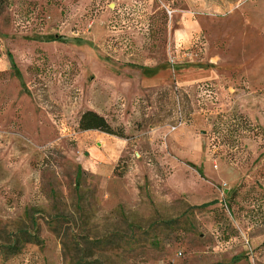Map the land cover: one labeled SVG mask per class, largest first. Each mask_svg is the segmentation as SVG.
<instances>
[{"label":"rangeland","instance_id":"obj_1","mask_svg":"<svg viewBox=\"0 0 264 264\" xmlns=\"http://www.w3.org/2000/svg\"><path fill=\"white\" fill-rule=\"evenodd\" d=\"M156 66L148 90L116 78ZM93 103L125 137L79 129ZM20 230L39 243L6 252ZM0 246V264H264V0H4Z\"/></svg>","mask_w":264,"mask_h":264},{"label":"trees","instance_id":"obj_2","mask_svg":"<svg viewBox=\"0 0 264 264\" xmlns=\"http://www.w3.org/2000/svg\"><path fill=\"white\" fill-rule=\"evenodd\" d=\"M3 7H4V0H0V12L3 9ZM78 127L80 130H97L109 135L125 137V134L121 128L114 129L103 115L91 109H86L80 114L78 120ZM209 204L210 203H206L197 207H204ZM36 232L37 231H35L34 233H29L27 231H21V230L18 231L16 234H14L13 240L10 242L11 246H9L6 249V252L15 254L20 251V247H21L20 244L23 245L24 243H28V242L39 243L40 240ZM3 250L4 248L1 247L0 253Z\"/></svg>","mask_w":264,"mask_h":264},{"label":"crops","instance_id":"obj_3","mask_svg":"<svg viewBox=\"0 0 264 264\" xmlns=\"http://www.w3.org/2000/svg\"><path fill=\"white\" fill-rule=\"evenodd\" d=\"M159 67L156 66V67H151V68H144L142 70V73L140 75H135V76H127L125 78H122L120 76H116V78H118L119 80H122L124 81V83L126 85H136V86H139L142 90L147 88L148 89H151L150 87L154 86V85H158L161 81V78L159 77L158 75V70ZM178 70V69H177ZM106 83V82H105ZM108 88H111V86H108V85H105L104 89L102 90L101 93H99V95L102 96V99L101 98H98V97H95L96 99H100V101H107L108 104H111V98L108 97L107 93V89ZM91 110H94L96 111L97 113L103 115L104 114V111L103 109L101 108L100 104L99 103H93V106L91 107Z\"/></svg>","mask_w":264,"mask_h":264},{"label":"built area","instance_id":"obj_4","mask_svg":"<svg viewBox=\"0 0 264 264\" xmlns=\"http://www.w3.org/2000/svg\"><path fill=\"white\" fill-rule=\"evenodd\" d=\"M186 55H191L190 53L186 54Z\"/></svg>","mask_w":264,"mask_h":264}]
</instances>
